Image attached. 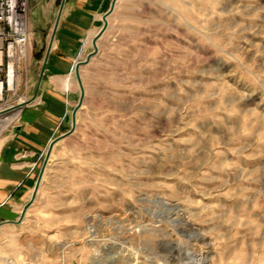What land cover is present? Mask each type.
<instances>
[{
	"label": "rangeland",
	"instance_id": "rangeland-1",
	"mask_svg": "<svg viewBox=\"0 0 264 264\" xmlns=\"http://www.w3.org/2000/svg\"><path fill=\"white\" fill-rule=\"evenodd\" d=\"M107 20L0 264H264V0H117Z\"/></svg>",
	"mask_w": 264,
	"mask_h": 264
},
{
	"label": "crops",
	"instance_id": "crops-1",
	"mask_svg": "<svg viewBox=\"0 0 264 264\" xmlns=\"http://www.w3.org/2000/svg\"><path fill=\"white\" fill-rule=\"evenodd\" d=\"M62 2H30L28 78L33 93L0 141L1 233L31 201L51 144L70 130L81 96L76 67L91 52L113 0H66L53 37Z\"/></svg>",
	"mask_w": 264,
	"mask_h": 264
},
{
	"label": "built area",
	"instance_id": "built-area-1",
	"mask_svg": "<svg viewBox=\"0 0 264 264\" xmlns=\"http://www.w3.org/2000/svg\"><path fill=\"white\" fill-rule=\"evenodd\" d=\"M31 1L40 0H0V108L8 109L5 111L8 114L15 107L20 108L21 113V108L30 103L26 99L19 106L20 100L10 104L23 88L30 45Z\"/></svg>",
	"mask_w": 264,
	"mask_h": 264
},
{
	"label": "water",
	"instance_id": "water-1",
	"mask_svg": "<svg viewBox=\"0 0 264 264\" xmlns=\"http://www.w3.org/2000/svg\"><path fill=\"white\" fill-rule=\"evenodd\" d=\"M65 1H66V0H63V2H62V7H61L60 12H59V15H58V19H57L56 26H55V29H54L53 37L55 36V33H56V30H57V27H58V24H59V20H60V17H61V13H62V10H63V6H64V4H65ZM116 2H117V0H114V3H113V5H112L111 10H110V11L106 14V16H105V26L103 27V29L99 32V34H98L97 37L95 38V41H94V45L96 46L95 52L92 53L91 55H89V57L86 59V61L79 63V64H78V67H77L78 69H79V66H82V65L88 64V63L91 61L92 57L96 55V53H97V51H98V50H97V41L102 37V35L105 33V31H106V29H107V25H108V20H107V18H108V17L113 13V11L115 10ZM44 70H45V69H44ZM43 74H44V71H43ZM84 98H85V90H84V88H83V86H82V95H81L80 103H79L78 108L76 109V111H75V113H74V128H73V131H74V129H75V125H76V114H77L78 109H79V108L81 107V105L83 104ZM71 134H72V132H70V133H68V134H66V135H64V136H62V137H59L58 139H56V140L51 144L50 149H49V153H48V157H47V160H46V164H47V162H48V158H49V156H50V152L52 151V149H53V147L55 146V144L58 143L59 141L63 140L65 137H67V136H69V135H71ZM46 164H45V166H46ZM45 166H44L43 171H42V173H41V175H40V177H39L38 183H37V185H36V187H35V191H34V194H33V196H32V199H31L30 203H28V204L26 205V207H25V209H24V212H23V215H22V218L20 219L19 222H21V221L23 220V218H24V216H25V213L27 212V210L29 209V207L34 203V201H35V199H36V197H37V194H38V191H39V188H40V185H41L42 179H43V175H44V172H45ZM13 223H17V222H13Z\"/></svg>",
	"mask_w": 264,
	"mask_h": 264
},
{
	"label": "bare ground",
	"instance_id": "bare-ground-1",
	"mask_svg": "<svg viewBox=\"0 0 264 264\" xmlns=\"http://www.w3.org/2000/svg\"><path fill=\"white\" fill-rule=\"evenodd\" d=\"M26 101V98H23L19 103L18 106L23 104ZM14 108V107H13ZM8 109L0 108V137L4 133V131L13 123V121H17L20 116V108H14L10 114L5 112Z\"/></svg>",
	"mask_w": 264,
	"mask_h": 264
}]
</instances>
